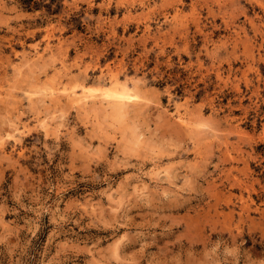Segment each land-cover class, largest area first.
Wrapping results in <instances>:
<instances>
[{
  "label": "rangeland",
  "instance_id": "obj_1",
  "mask_svg": "<svg viewBox=\"0 0 264 264\" xmlns=\"http://www.w3.org/2000/svg\"><path fill=\"white\" fill-rule=\"evenodd\" d=\"M0 264H264V0H0Z\"/></svg>",
  "mask_w": 264,
  "mask_h": 264
},
{
  "label": "bare ground",
  "instance_id": "obj_2",
  "mask_svg": "<svg viewBox=\"0 0 264 264\" xmlns=\"http://www.w3.org/2000/svg\"><path fill=\"white\" fill-rule=\"evenodd\" d=\"M38 51V50H37ZM40 55V54H39ZM33 58V57H32ZM118 84V83H117ZM117 86V85H114ZM108 89L105 90L103 93L108 98L109 101H116L117 103H124L125 101L131 99L132 95L129 92L128 87L124 86L122 90H118L116 88L107 87ZM97 91V90H96ZM103 91V90H102ZM84 93V92H83ZM133 94V93H132ZM135 94H133L134 96ZM87 96V95H86ZM143 96V95H142ZM135 97V96H134ZM105 98V97H104ZM106 98V99H107ZM84 99V98H83ZM15 100V99H14ZM104 100V99H103ZM107 100V101H108ZM110 103L109 105H111ZM97 105V104H96ZM108 106V105H107ZM113 106V105H112ZM180 117V115H178ZM182 122V121H181ZM186 123V122H185ZM184 124V123H183ZM189 124V123H186ZM184 124V126L186 125ZM15 130V129H14ZM159 163V162H157ZM169 172V171H168ZM170 173V172H169ZM141 186V185H140Z\"/></svg>",
  "mask_w": 264,
  "mask_h": 264
}]
</instances>
